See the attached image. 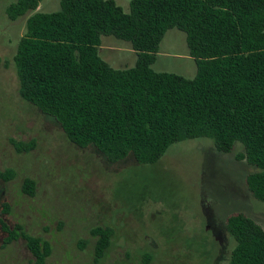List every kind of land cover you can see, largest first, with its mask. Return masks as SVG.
<instances>
[{
  "label": "trees",
  "instance_id": "obj_1",
  "mask_svg": "<svg viewBox=\"0 0 264 264\" xmlns=\"http://www.w3.org/2000/svg\"><path fill=\"white\" fill-rule=\"evenodd\" d=\"M42 0H15L11 21L29 16L14 57L19 95L55 120L80 149L95 148L109 162L132 156L138 165L160 161L174 144L209 138L217 152L258 170L246 183L264 202V0H61V10L37 12ZM186 35L197 72L193 79L152 68L166 33ZM103 36L128 42L132 68L116 70L99 56ZM18 152L34 143L13 141ZM14 177L0 173L7 182ZM26 179L23 191L35 195ZM235 241L229 264H264V229L244 214L227 220ZM6 247L22 239L32 264H48L49 242L0 219ZM94 261L102 260L114 231L96 227ZM85 246L82 242L81 249ZM146 253L141 264H152Z\"/></svg>",
  "mask_w": 264,
  "mask_h": 264
},
{
  "label": "rangeland",
  "instance_id": "obj_2",
  "mask_svg": "<svg viewBox=\"0 0 264 264\" xmlns=\"http://www.w3.org/2000/svg\"><path fill=\"white\" fill-rule=\"evenodd\" d=\"M60 1L42 0L37 12H58ZM114 1L129 12L132 0ZM14 2L0 0V173H14L0 180V219L49 242L48 264H141L146 253L152 264H229L235 241L228 218L241 213L264 229V202L246 183L258 169L236 159L243 147L224 154L212 139L185 140L152 165H138L132 156L113 163L95 148L76 147L54 119L19 95L14 57L29 16L11 21L7 8ZM98 53L116 70L137 60L128 42L112 36L102 37ZM152 68L195 77L184 32L166 33ZM13 141L34 148L18 152ZM26 179L35 182L33 197L23 191ZM96 227L114 231L98 263ZM3 236L0 229V264H32L22 239L3 247Z\"/></svg>",
  "mask_w": 264,
  "mask_h": 264
}]
</instances>
